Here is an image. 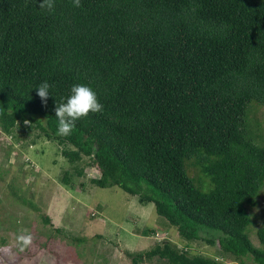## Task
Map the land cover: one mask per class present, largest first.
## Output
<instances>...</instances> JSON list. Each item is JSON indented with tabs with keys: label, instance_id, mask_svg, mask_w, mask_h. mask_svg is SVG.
I'll list each match as a JSON object with an SVG mask.
<instances>
[{
	"label": "trees",
	"instance_id": "16d2710c",
	"mask_svg": "<svg viewBox=\"0 0 264 264\" xmlns=\"http://www.w3.org/2000/svg\"><path fill=\"white\" fill-rule=\"evenodd\" d=\"M44 81L46 103L34 88ZM77 83L104 108L60 136L55 109ZM253 103L264 105V0H54L52 11L0 0V131L36 127L77 177L87 159L99 174L91 185L152 203L182 240L238 264H264V224L258 249L246 208L264 190V144L248 136ZM60 180L74 187L68 171ZM189 253L163 242L127 257L222 264Z\"/></svg>",
	"mask_w": 264,
	"mask_h": 264
},
{
	"label": "rangeland",
	"instance_id": "374dc122",
	"mask_svg": "<svg viewBox=\"0 0 264 264\" xmlns=\"http://www.w3.org/2000/svg\"><path fill=\"white\" fill-rule=\"evenodd\" d=\"M247 121L248 136L256 135L255 142L263 145L264 105L253 103ZM24 126L10 135L0 131V264H131L128 252H144L163 242L177 250L188 249L190 255L238 264L231 257L220 256L214 246L182 240L156 214L152 203L140 204L136 196L118 187L91 185L89 179L99 174L85 164L87 159L80 164L84 175L77 177L60 154L62 146L48 141L36 127ZM64 171L74 184L71 190L61 183ZM189 174L197 177L193 168ZM246 208L252 218L250 241L261 249L256 231L264 224V190L256 205ZM43 214L63 231L56 234L45 225ZM144 231L153 233L145 235ZM21 235H30L31 243L23 246L18 240ZM141 264L164 263L154 258Z\"/></svg>",
	"mask_w": 264,
	"mask_h": 264
},
{
	"label": "clouds",
	"instance_id": "9594fccd",
	"mask_svg": "<svg viewBox=\"0 0 264 264\" xmlns=\"http://www.w3.org/2000/svg\"><path fill=\"white\" fill-rule=\"evenodd\" d=\"M75 7H80L81 0H72ZM40 7L49 11L54 10V0H40ZM52 86L47 82H42L38 87L37 95L46 103L47 97L51 94ZM52 95V94H51ZM55 116L58 119V134L60 136H70L76 127V121L82 117H86L89 113H99L103 111L104 105L100 102L98 93L88 84H73L70 94L65 102L57 104ZM30 235H21L18 240L23 246L31 243Z\"/></svg>",
	"mask_w": 264,
	"mask_h": 264
}]
</instances>
